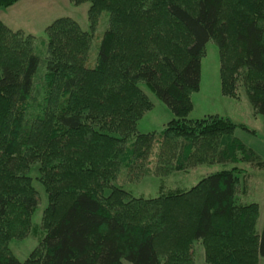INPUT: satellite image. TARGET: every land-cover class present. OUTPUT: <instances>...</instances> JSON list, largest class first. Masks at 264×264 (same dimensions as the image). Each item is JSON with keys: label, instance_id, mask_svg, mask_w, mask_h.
Masks as SVG:
<instances>
[{"label": "trees", "instance_id": "1", "mask_svg": "<svg viewBox=\"0 0 264 264\" xmlns=\"http://www.w3.org/2000/svg\"><path fill=\"white\" fill-rule=\"evenodd\" d=\"M18 0H0V9ZM88 2L89 31L70 17L45 29V56L35 37L0 20V264H260L264 222L259 205L241 202L247 172L264 171L259 155L235 136L247 129L217 114L189 119L204 47H218L220 90H243L264 116V0H69ZM108 13L94 65L92 35ZM42 66L39 71V66ZM145 83L174 117L140 133L152 103ZM254 132V130H251ZM234 163L186 190L159 186L134 196L119 173L164 177L198 164ZM42 237L23 262L9 243L34 230Z\"/></svg>", "mask_w": 264, "mask_h": 264}, {"label": "rangeland", "instance_id": "2", "mask_svg": "<svg viewBox=\"0 0 264 264\" xmlns=\"http://www.w3.org/2000/svg\"><path fill=\"white\" fill-rule=\"evenodd\" d=\"M89 3L83 2L77 5L69 0H19L15 9L3 19L10 28H20L35 37V53L40 59L45 56L46 36L45 27L59 17H70L79 26L89 31L87 9ZM4 10V9H0ZM6 11V10H5ZM4 13V12H3ZM1 14V13H0ZM108 13L102 11L92 35V44L88 52L86 66L94 65L100 39L107 29ZM41 64L38 68L40 71ZM140 88L152 103L151 109L147 110L138 120L136 129L140 133L158 132L166 123L174 117L166 104L149 89L145 83H139ZM239 97L225 96L220 90L218 47L213 41H208L204 47V55L200 60L199 87L191 93L192 108L188 114L189 119H199L207 115H219L228 117L232 121L242 122L247 129L236 128L235 136L245 145L254 150L264 162V116L256 114V118H250L251 104L243 90L239 89ZM254 130V132H251ZM234 163L198 164L186 171L173 172L162 178L150 175L140 179L126 177L125 171L118 176V184L134 196L154 197L159 194V186L164 191L169 189L186 190L197 183L202 177L223 168H230ZM237 166L246 170L247 192L240 196L241 202H256L261 210L260 223L264 218V172L253 169L250 164L239 163ZM37 165L33 164L29 169V175L37 190L39 202L31 216V224L34 230L23 238L13 239L9 248L14 257L23 262L29 252L36 246L43 233L38 228L42 211L46 206V195L42 185L36 180ZM196 264L203 263V249L199 243L195 244ZM260 264H264V257L260 258Z\"/></svg>", "mask_w": 264, "mask_h": 264}, {"label": "crops", "instance_id": "3", "mask_svg": "<svg viewBox=\"0 0 264 264\" xmlns=\"http://www.w3.org/2000/svg\"><path fill=\"white\" fill-rule=\"evenodd\" d=\"M19 1V0H18ZM17 1V2H18ZM17 2L16 3H14L13 5H11V6H9L8 8H5L4 10H0V17L1 16H3L2 18L3 19H5L4 17H7L8 16V14H10L12 11L11 10H14L15 9V5L17 4ZM6 10V11H5ZM4 12V13H3ZM3 19H0L4 24H6L7 26L9 25L7 22H6V20H3ZM9 28H10V26H8ZM11 29H13V28H11ZM16 29H20V28H16ZM22 30V29H21ZM249 116H250V118H256L257 117V115H255L254 113H253V109H250L249 110ZM230 119V118H229ZM235 122V121H234ZM236 123H242V122H237L236 121ZM261 171H263V170H261ZM264 172V171H263ZM247 192V191H246ZM246 192H244L243 194H245ZM259 210H260V207H259ZM260 217H261V210H260V212H259V218H258V228L260 229L261 227H262V224H263V222H264V218H263V222H261L260 223ZM202 264H205L204 262L202 263Z\"/></svg>", "mask_w": 264, "mask_h": 264}]
</instances>
